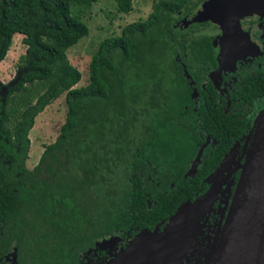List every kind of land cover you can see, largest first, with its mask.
<instances>
[{
  "label": "trees",
  "instance_id": "16d2710c",
  "mask_svg": "<svg viewBox=\"0 0 264 264\" xmlns=\"http://www.w3.org/2000/svg\"><path fill=\"white\" fill-rule=\"evenodd\" d=\"M94 1L0 0V60L13 33H21L26 46L13 77L0 82V247L14 244L18 264H78L80 251L108 234L151 229L203 193L205 176L254 129L255 117L244 134L249 104L260 93L251 87L228 110L203 107L195 122L180 121L182 108L174 102L185 96L178 91L185 78L176 60L183 32L173 25L174 14L191 11L200 0H152L145 18L98 43L87 81L75 86L81 72L66 49L88 33L81 16ZM132 1L114 0L116 11H130ZM62 93L66 111L58 135L26 169L34 117ZM137 101L152 106L143 112L157 120L145 131L154 132L152 162L163 154L165 170L135 167L132 160L131 107ZM199 131L214 142L184 176Z\"/></svg>",
  "mask_w": 264,
  "mask_h": 264
},
{
  "label": "flooded vegetation",
  "instance_id": "af4514ba",
  "mask_svg": "<svg viewBox=\"0 0 264 264\" xmlns=\"http://www.w3.org/2000/svg\"><path fill=\"white\" fill-rule=\"evenodd\" d=\"M202 2L203 0L198 1L197 6L191 11L177 10L174 14L173 25L184 33H182L178 44H176V60L179 65L180 76L182 78L183 75L185 78V81L181 82L178 88L179 92L185 94L184 99L174 102L182 108L178 111L181 113V117L179 116L181 118L180 121L183 123L184 119L187 118L195 122L197 119L194 117L198 115L199 110L203 107H220L223 110H228L236 104L239 97L242 98L241 91L251 87L252 89L260 90V93L254 96L249 104L251 111L247 115V123L250 122V126L248 125L249 127L244 133L247 134L252 127L255 115L264 105V8L260 11H252L238 16L237 20L232 11H219L216 12V20L211 18V20L189 21L196 10L201 7ZM261 7H264V4ZM190 42L192 45L189 44ZM222 46H225L224 58L221 54ZM212 90H214V93L209 96V92ZM145 107L151 113L152 106L145 105L139 101L136 104H132L131 107L133 114L136 116V119L132 120L130 124V130H132V133H130L132 160L135 162V167L139 162L144 164V169L162 171L168 168L167 165L162 163L163 154L161 155V153L156 151L155 162H152L151 154L153 149L149 137L154 132L145 131L146 125L152 128L157 119L156 116L153 119L152 116H145L146 114L143 112ZM192 131L195 133V130ZM197 134L199 141H197L198 148L195 156L201 148L199 154L201 157L209 151V145L214 142V139L209 133L202 134L199 131ZM56 136L51 142L56 139ZM245 136L235 145L231 161L225 166L221 174L215 177V181H220L219 189L212 197L213 200L209 203V206H204V213L197 219L196 230L193 232L191 241L187 244L188 249H186L179 264H208L210 257L212 258L213 251L217 245L218 230L224 221V216L239 176L240 168H235V166L243 162ZM41 154L31 168L39 162ZM195 156L184 164V176L187 175V171H189L188 173H193L199 165L200 159H198L194 170H192L191 166ZM23 166L29 169L25 166V163ZM229 182L228 196H225L227 192L224 187ZM208 186L209 183H207V188ZM196 196L188 200L191 202ZM170 215L163 217L160 220L161 222L159 221L158 230H161L169 221L168 217ZM136 231L131 235H134ZM112 234H117L118 236L112 241L104 242L100 246L92 244L84 251H80L78 264H107L108 260L133 237L129 236V231H119ZM112 234L102 238L106 239ZM1 248L4 249L2 250ZM83 254L85 259L82 258ZM0 264H18L14 244L0 247Z\"/></svg>",
  "mask_w": 264,
  "mask_h": 264
},
{
  "label": "water",
  "instance_id": "95a60500",
  "mask_svg": "<svg viewBox=\"0 0 264 264\" xmlns=\"http://www.w3.org/2000/svg\"><path fill=\"white\" fill-rule=\"evenodd\" d=\"M263 4L264 0H203L193 20H211V18L216 20L215 15L219 11H232L237 20L238 16L245 13L262 10L264 7L261 5ZM224 47L222 46L221 49L223 58L225 57ZM253 128L244 142L243 162L235 166V168H240L239 176L224 221L218 230L217 245L208 264H258L263 250L264 105L255 116ZM200 151L201 148L193 159L192 170L198 162ZM234 151L235 146L230 148L227 157H224L223 161L204 179L209 186L203 193L197 195L191 202L186 200L181 203L168 217L169 221L161 230H158L161 221L153 229H140L108 260L107 264H179L186 249L172 257V249L165 238L167 226L176 224L182 207L195 204L199 200L202 203L199 217L204 213V206H209L220 186V181H215V177L219 176L231 161ZM229 186L230 182L224 187L227 192L225 196H228ZM112 240L104 238L102 243Z\"/></svg>",
  "mask_w": 264,
  "mask_h": 264
},
{
  "label": "rangeland",
  "instance_id": "374dc122",
  "mask_svg": "<svg viewBox=\"0 0 264 264\" xmlns=\"http://www.w3.org/2000/svg\"><path fill=\"white\" fill-rule=\"evenodd\" d=\"M151 3L152 0H133L132 9L120 13L116 11L114 0H96L91 3L81 16V19L88 26V33L66 49L68 59L81 72V78L75 86L87 81L88 62L98 43L105 37L119 34L124 24L145 18L151 11ZM198 11L199 9L196 10L195 14ZM194 15L189 21L193 20ZM21 37V33H13L5 56L0 60V82L2 83H6L13 77L18 58L25 52L26 46L22 43ZM65 111L66 104L64 93H62L35 115L34 123L28 131L30 143L24 159L27 168L30 169L37 162L44 146L55 138L59 126L64 120ZM117 236V234H112L106 239H115ZM102 239L97 241L96 246L103 244ZM82 258L85 259L84 254ZM257 263L264 264V246Z\"/></svg>",
  "mask_w": 264,
  "mask_h": 264
},
{
  "label": "bare ground",
  "instance_id": "6f19581e",
  "mask_svg": "<svg viewBox=\"0 0 264 264\" xmlns=\"http://www.w3.org/2000/svg\"><path fill=\"white\" fill-rule=\"evenodd\" d=\"M199 202L200 200L195 204L182 207L176 224L167 226L165 238L172 249V257L188 249L187 244L191 241L193 232L196 230L197 219L202 206V203Z\"/></svg>",
  "mask_w": 264,
  "mask_h": 264
}]
</instances>
